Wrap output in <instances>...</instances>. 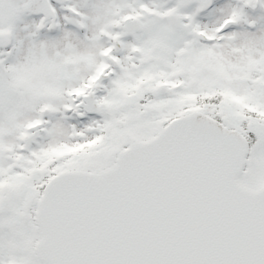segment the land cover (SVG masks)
Segmentation results:
<instances>
[{
	"label": "snow or ice",
	"instance_id": "obj_1",
	"mask_svg": "<svg viewBox=\"0 0 264 264\" xmlns=\"http://www.w3.org/2000/svg\"><path fill=\"white\" fill-rule=\"evenodd\" d=\"M0 264H264V0H0Z\"/></svg>",
	"mask_w": 264,
	"mask_h": 264
}]
</instances>
